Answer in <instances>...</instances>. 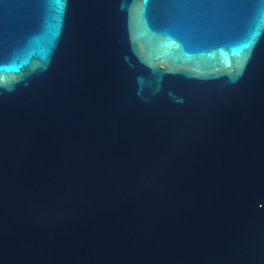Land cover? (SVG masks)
I'll use <instances>...</instances> for the list:
<instances>
[{
    "label": "water",
    "instance_id": "1",
    "mask_svg": "<svg viewBox=\"0 0 264 264\" xmlns=\"http://www.w3.org/2000/svg\"><path fill=\"white\" fill-rule=\"evenodd\" d=\"M0 264H264V0H0Z\"/></svg>",
    "mask_w": 264,
    "mask_h": 264
}]
</instances>
